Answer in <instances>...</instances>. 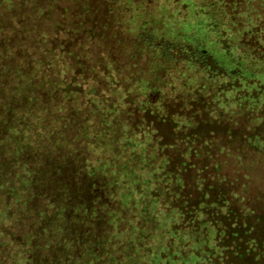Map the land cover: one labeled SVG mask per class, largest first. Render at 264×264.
Returning <instances> with one entry per match:
<instances>
[{
  "label": "trees",
  "instance_id": "obj_1",
  "mask_svg": "<svg viewBox=\"0 0 264 264\" xmlns=\"http://www.w3.org/2000/svg\"><path fill=\"white\" fill-rule=\"evenodd\" d=\"M46 1L0 0V264H264L260 5Z\"/></svg>",
  "mask_w": 264,
  "mask_h": 264
},
{
  "label": "rangeland",
  "instance_id": "obj_2",
  "mask_svg": "<svg viewBox=\"0 0 264 264\" xmlns=\"http://www.w3.org/2000/svg\"><path fill=\"white\" fill-rule=\"evenodd\" d=\"M82 1V0H81ZM49 2V4L47 3ZM249 4L252 5L253 8H255V5L259 4L261 7V16L264 17V0H248ZM86 3V4H85ZM257 3V4H256ZM45 4L48 5L49 8H52V10H56L58 11L60 14H62L65 17H70V18H75L77 19H91L90 21H96L97 23L100 24V22L104 19V17L109 13L108 9V5L109 3H107L106 0H84L83 3L81 5L77 4V3H73L71 1L68 0H47L45 2ZM84 4L87 5V8H84ZM16 5V4H15ZM17 6V5H16ZM18 7V11L16 14H20V13H24L27 11V9H21L20 6ZM15 11V9H14ZM10 13V12H9ZM15 13L11 12L10 16L12 15H16ZM9 15V14H8ZM85 17V18H82ZM39 19V18H37ZM40 26H34L33 25V29H35V33L37 34V38L39 40L45 41L46 40V36H43L44 33L43 31H41L42 28H39ZM122 27V26H121ZM120 27V28H121ZM29 35H30V39L33 37L32 34V30L30 32L29 29ZM21 36V35H19ZM48 40V39H47ZM46 40V42H47ZM118 40V46H115L116 49H118V58L123 62V63H129L130 65L134 64V59L131 56L136 57V55L134 53L135 50L131 49V47H129V44L134 43L132 40H128L126 38H119V39H115ZM113 42V41H112ZM109 48L111 50H113V45L111 42H108ZM114 44H116L115 42H113ZM31 42L29 40L28 42V48L31 49ZM19 53H21L20 50H18ZM139 72H137L135 74V78H139L140 76L138 75ZM38 101L40 102L39 105V111H38V118H39V122L41 123V125L43 127H47L49 128L48 124L50 122L51 119V114L52 112L49 111V109L47 108L46 110L43 109V105L42 103L45 102V97L43 96V94H41L40 92H38ZM61 123H54V126L56 130L60 131L61 130ZM41 139V138H40ZM38 153L41 156H54L53 151H51V148L48 147V144L46 142L43 141H39L38 143ZM252 177V176H251ZM256 184L255 181H253V184L251 185V181L249 180L248 183V187L250 189L255 188L254 185ZM260 185L257 184V186Z\"/></svg>",
  "mask_w": 264,
  "mask_h": 264
}]
</instances>
